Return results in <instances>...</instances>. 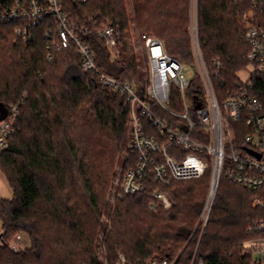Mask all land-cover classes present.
Instances as JSON below:
<instances>
[{
  "label": "trees",
  "instance_id": "16d2710c",
  "mask_svg": "<svg viewBox=\"0 0 264 264\" xmlns=\"http://www.w3.org/2000/svg\"><path fill=\"white\" fill-rule=\"evenodd\" d=\"M254 1L197 0L205 62L211 69L215 59L222 63L213 76L220 96L250 65L249 25L264 29V3L255 7ZM62 6L72 21L89 26L86 42L98 68L138 85L143 72L125 0H62ZM133 8L141 35H155L169 54L193 63L191 0H133ZM18 24L0 23V104L20 106L0 153L13 189L11 199L0 197V264H251L244 243L261 236L252 228L264 220V204H255L257 194L264 202V186L254 191L222 179L205 225L199 221L210 168L201 177L174 180L166 190L170 207L151 209V192L164 189L153 180L143 193L119 195L109 205L118 159L126 170L134 164L125 96L84 71L73 47L52 50L49 58L45 25L28 44L16 41ZM103 24L117 35L118 57L96 35ZM248 80L264 102V72L252 70ZM191 83L200 86L197 77ZM248 133L236 129L238 137ZM20 234L30 243L17 249L11 242Z\"/></svg>",
  "mask_w": 264,
  "mask_h": 264
},
{
  "label": "built area",
  "instance_id": "2783aa9c",
  "mask_svg": "<svg viewBox=\"0 0 264 264\" xmlns=\"http://www.w3.org/2000/svg\"><path fill=\"white\" fill-rule=\"evenodd\" d=\"M254 3L262 6L264 0ZM10 22L19 23L14 31L16 41L25 44L33 40L34 29L45 25L49 58L52 50L73 47L84 71L96 76L100 86L125 96L129 106L128 152L134 164L124 172L120 196L141 194L153 180L164 189L151 192V209L170 207L166 190L174 180L201 177L210 168L209 191L199 221L205 225L222 179L254 191L264 186V102L253 93L249 80L237 81L235 88L219 95L213 76L222 63L215 59L213 69L206 64L197 21L191 30L195 62L190 66L169 54L161 40L142 35L149 58V79L142 85L122 81L98 68L86 42L89 26L72 21L62 0H0V23ZM96 35L113 56L118 55L117 35L110 26L101 25ZM244 39L250 46L247 60L252 70L264 72V29L250 24ZM190 68L196 69L193 78L187 76ZM196 77L199 87L191 83ZM174 103L178 109L172 107ZM19 108V104L12 105L0 121V153L8 147ZM236 129H248L249 133L238 137ZM255 203L264 204L258 194ZM252 230L261 236L245 242L244 248L260 253L251 264H264V220Z\"/></svg>",
  "mask_w": 264,
  "mask_h": 264
},
{
  "label": "rangeland",
  "instance_id": "374dc122",
  "mask_svg": "<svg viewBox=\"0 0 264 264\" xmlns=\"http://www.w3.org/2000/svg\"><path fill=\"white\" fill-rule=\"evenodd\" d=\"M125 5H126V9H127L126 10L127 14L129 16L131 40H132V43L134 45L135 53L138 57L139 68L143 72L142 77L138 81V83L142 85V84L146 83L149 79L148 52H147V48L144 44V41L142 39V35L140 34V31L137 29V23L135 21L136 16L134 13V8H133V0H125ZM191 6H192L191 12H192L193 18L191 19L190 29L192 30L193 22L196 23V21H197L196 20L197 0H191ZM194 14H195V16H194ZM149 35L158 39V37H156L155 35H152V34H149ZM117 51H118V55H119V52H120L119 46H117ZM118 55H116V57H118ZM192 62H195V61L193 60ZM251 71H252V66L249 65L246 69H243L242 71H240L238 73V76L240 77V79L242 81H247L249 79ZM195 72H196V69L190 68L189 71L187 72V76L189 78H193V76L195 75ZM127 136L129 137V126H128ZM121 162H122V157L120 159H118L116 166H115V170L117 171L116 175H115L116 179L110 188V192H109V196H108L109 205L111 203L113 204L115 202V199L120 195V186H121V182H122V179L124 176V172L126 170V169H124ZM0 197L4 198V199H11L13 197V189H12L6 175L2 171L1 166H0ZM255 198H256V196H255ZM1 229H2V223H1V219H0V233H1ZM21 235L23 236V238H26V241L29 244L30 243L29 239L24 234H21ZM16 240H17V237H15L13 239V241L11 242V246L18 248V249H21L23 247V245H21V242L17 244ZM18 246H21V247H18ZM253 257L259 258L260 253L255 252L253 254Z\"/></svg>",
  "mask_w": 264,
  "mask_h": 264
},
{
  "label": "water",
  "instance_id": "95a60500",
  "mask_svg": "<svg viewBox=\"0 0 264 264\" xmlns=\"http://www.w3.org/2000/svg\"><path fill=\"white\" fill-rule=\"evenodd\" d=\"M7 114H8V109L4 106L3 103H1L0 104V121L4 120L7 117Z\"/></svg>",
  "mask_w": 264,
  "mask_h": 264
},
{
  "label": "crops",
  "instance_id": "0c3cea01",
  "mask_svg": "<svg viewBox=\"0 0 264 264\" xmlns=\"http://www.w3.org/2000/svg\"><path fill=\"white\" fill-rule=\"evenodd\" d=\"M16 242H17V244L21 242V245H23V247L29 245L28 242L26 241V238H23V236L21 234L17 236ZM19 247H21V246H19Z\"/></svg>",
  "mask_w": 264,
  "mask_h": 264
}]
</instances>
